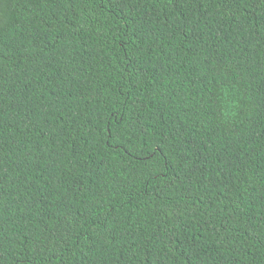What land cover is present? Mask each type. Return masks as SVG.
Returning a JSON list of instances; mask_svg holds the SVG:
<instances>
[{"label":"trees","instance_id":"trees-1","mask_svg":"<svg viewBox=\"0 0 264 264\" xmlns=\"http://www.w3.org/2000/svg\"><path fill=\"white\" fill-rule=\"evenodd\" d=\"M0 264H264V0H0Z\"/></svg>","mask_w":264,"mask_h":264}]
</instances>
